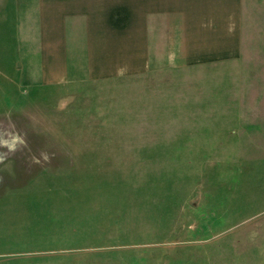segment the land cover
Instances as JSON below:
<instances>
[{
	"label": "rangeland",
	"instance_id": "374dc122",
	"mask_svg": "<svg viewBox=\"0 0 264 264\" xmlns=\"http://www.w3.org/2000/svg\"><path fill=\"white\" fill-rule=\"evenodd\" d=\"M33 4L0 0V264H264V0L236 56Z\"/></svg>",
	"mask_w": 264,
	"mask_h": 264
},
{
	"label": "crops",
	"instance_id": "0c3cea01",
	"mask_svg": "<svg viewBox=\"0 0 264 264\" xmlns=\"http://www.w3.org/2000/svg\"><path fill=\"white\" fill-rule=\"evenodd\" d=\"M32 1L36 4L29 8V15L36 19L38 24L96 26V33L102 34V39L106 38L105 33L109 34L104 27L109 25H181L185 27V37L188 41H197L201 47L200 41L214 40L219 50L224 52L222 55L236 56L238 48L234 42L238 40L239 26L245 23L243 19L247 15L246 9L251 7H248L247 2L259 0ZM206 33L210 36H206ZM134 66L138 69V65Z\"/></svg>",
	"mask_w": 264,
	"mask_h": 264
},
{
	"label": "clouds",
	"instance_id": "9594fccd",
	"mask_svg": "<svg viewBox=\"0 0 264 264\" xmlns=\"http://www.w3.org/2000/svg\"><path fill=\"white\" fill-rule=\"evenodd\" d=\"M169 61L171 62V56L169 57Z\"/></svg>",
	"mask_w": 264,
	"mask_h": 264
}]
</instances>
